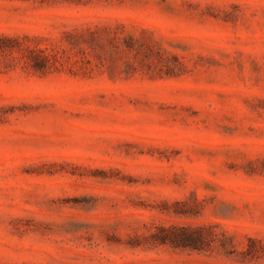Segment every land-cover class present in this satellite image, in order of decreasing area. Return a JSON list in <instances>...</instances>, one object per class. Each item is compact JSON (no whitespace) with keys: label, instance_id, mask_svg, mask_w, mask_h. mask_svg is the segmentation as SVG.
Returning a JSON list of instances; mask_svg holds the SVG:
<instances>
[{"label":"rangeland","instance_id":"1","mask_svg":"<svg viewBox=\"0 0 264 264\" xmlns=\"http://www.w3.org/2000/svg\"><path fill=\"white\" fill-rule=\"evenodd\" d=\"M0 264H264V0H0Z\"/></svg>","mask_w":264,"mask_h":264}]
</instances>
